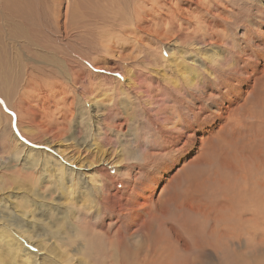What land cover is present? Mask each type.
I'll return each mask as SVG.
<instances>
[{"label":"rangeland","instance_id":"obj_1","mask_svg":"<svg viewBox=\"0 0 264 264\" xmlns=\"http://www.w3.org/2000/svg\"><path fill=\"white\" fill-rule=\"evenodd\" d=\"M64 1L62 9L68 4L69 10L79 15L97 12L102 16L113 10L117 12L116 20L104 25L102 30L104 34L115 30L119 43H114L113 48L87 45L77 48L103 64V69L90 68L93 80L98 77L94 80L97 82L94 89L83 91L78 85L69 90V81L62 83L51 77L41 79L43 88L45 83L54 80L59 87L69 90L61 95L57 91L60 96L46 103L49 110L60 106L53 117L55 127L61 131L58 139H49L40 145L27 141L18 128L14 108L0 103V133L6 134L3 129L10 126L9 139L29 149L23 153L19 151L18 160L13 162L12 153L17 148L11 139V144L5 148L0 136V225L8 220L11 227H19L34 240L25 239L23 245L33 251L32 242H35L42 250L38 252L46 255L38 261L17 259L15 264H96L99 250H106L103 233L108 230L113 233L119 225L118 213L112 219L103 217L109 211L108 206L100 213L96 211L97 187L105 175L118 182L127 171L126 165L114 166L100 161L130 158L143 149L144 144L159 147L154 161L165 169L164 178L157 183L149 204L157 200L173 176L182 174V179L174 186L175 202L168 208L166 218L172 216V219L161 227L168 235L173 226L183 234L188 247L181 242L175 244V258L170 264L181 261H184L182 264L188 261L192 264H264V187L261 185L264 184V124L259 118L253 119L256 105L264 97V74L254 76L251 73L258 61L264 68V60L256 59L253 48L244 47L246 36L257 39L264 34V0H258L259 3L257 0H221L223 5L211 4L208 0ZM133 7L138 12L135 13ZM205 7L215 14L208 13ZM219 16L225 17V22ZM106 18L114 20V17ZM137 18L144 26H136ZM169 19L174 22V28L166 26ZM197 20L221 25V43L213 36L218 31L215 26L211 33L204 32ZM116 29L125 32L119 33ZM182 64L189 75L184 76L186 82L176 73ZM84 65L87 66L86 62ZM111 66L113 70H109ZM245 69L249 76L241 78L237 86H230L222 119H219L217 113L211 112H218L213 105L215 96L206 97L203 92L212 91L210 84L217 80L225 83L221 92L226 90L237 82L234 71ZM129 79L135 84L133 87L127 85ZM144 101L151 104L146 106ZM110 112L115 115L106 118ZM246 113H251L252 118ZM176 117L187 125L182 134L175 132L178 128ZM261 119L264 120V115ZM197 120L203 123L201 129L190 128L189 125L199 124ZM44 143L50 150L43 146ZM59 156L74 163L66 159L59 161ZM114 191L112 184L108 192ZM236 193L240 199H246L244 219L234 206L229 209L233 221L218 219L226 215L222 212L226 204L237 200ZM139 199L146 202L145 196ZM88 204H92L91 209ZM257 215L262 219L255 222L253 219ZM93 219L95 225L91 224ZM214 224L230 230L229 240H216L215 251L212 248L198 252V246L193 250L194 238L201 239L200 236ZM52 231L57 234L50 235ZM186 232L190 233L185 236ZM154 235L155 232L151 238ZM11 243L12 234L0 226V247L7 248ZM144 243L145 237L138 238L133 247H141ZM145 251L147 255L152 248ZM2 258L0 264H12L7 255L3 254Z\"/></svg>","mask_w":264,"mask_h":264},{"label":"bare ground","instance_id":"obj_2","mask_svg":"<svg viewBox=\"0 0 264 264\" xmlns=\"http://www.w3.org/2000/svg\"><path fill=\"white\" fill-rule=\"evenodd\" d=\"M141 1L142 0H140V2ZM207 2L211 4L223 5L221 0H208ZM63 3L65 5L64 0H0V103L10 107V109L14 108L13 110L17 115L18 128L26 137V139H28L27 141H31L36 145H40L42 142L48 141L49 139L56 140L61 134V131L55 127L54 124L56 121L53 119L55 114L60 111V106H54L52 110H49L48 105L46 104L48 101L60 96L61 94H65L67 91L69 93V90L73 89L72 87L78 85L83 91H89L96 88L97 82H94V80L98 77L95 76L93 80V77H91L93 76L91 75V69L94 71L97 69H103V64L98 63L95 59L91 58V55L90 57H87L84 52L77 48H83L85 45L90 47H98L99 49L106 46L113 48V44H117L118 41L114 32L115 30L112 31L110 29V34H104V31L102 30L104 25H109L116 20L117 12L113 10L111 13L103 14L101 16L97 12L90 15L87 14V12L83 14L81 11L82 14L79 15L69 10L68 4L64 9H62ZM257 3H259L258 0ZM133 11L135 13L138 12V10L134 7ZM206 11L208 13L215 14V12H212L207 8ZM106 17H114V20L112 18L107 19ZM172 19L167 21L166 26L174 28V22ZM219 19L225 22V17L219 16ZM135 22L136 26L139 28L142 27L141 24L144 26L141 19L137 18ZM196 23L202 28L204 32L209 31L210 33L215 26L218 31L213 36L216 38L218 43H221V37L223 33V28L221 25L216 23L211 24L207 21L201 22L200 20H197ZM207 25L210 27H207ZM115 28L116 27H114V29ZM117 30L118 29H116V31ZM142 30H144V28ZM118 31L119 33L120 31H123V33L125 32L123 29ZM74 32L76 33L72 34ZM74 35H76V37H73ZM84 36L88 39L87 42ZM242 37L244 38L245 35L243 34ZM247 40H249V46L247 45ZM74 42H78L81 45H77L76 43L75 45L73 44ZM244 47L247 48V50L253 48L252 50L255 53L254 56H256V59L260 58L264 60V34L262 38L257 39H252L249 36H246ZM258 47H260L258 50L259 53L256 51V48ZM85 62L87 66L84 65ZM113 69V66L109 68V70ZM176 73L179 74L183 82H186L184 76L189 77L183 64L178 66ZM251 73L253 75L255 74L254 76L264 74L263 64H260L258 61V66L255 65L254 68L251 69ZM234 74L236 75L237 82L229 85L226 90L221 92V87L225 86V83L216 79V82H211V84L209 83L211 85L212 91L203 92L206 97L215 96L213 105L218 112L215 110H211V112L215 114L217 113V117L219 119H222L221 114L224 109L223 104L225 103V100L228 99L230 86H233V84L237 86L241 78L249 76V72L246 69L244 71L235 70ZM46 77H51L54 80L60 81L62 83H67V81H69L71 84L69 85V90L67 87H59L54 80L52 83H45V88H43V81L41 83V79L44 80ZM127 82L128 86L133 87V85H135L132 79L131 81L129 79ZM38 87L41 88L38 89ZM201 90L202 87H200V92H202ZM57 91H59L60 95L56 94ZM145 103L146 106L151 104L147 103V101ZM256 106L257 107L254 110L255 115L253 119L259 118L264 124V120L261 119V116L264 115V97ZM87 107H90V105ZM194 108L197 107L194 106ZM110 115L115 114L110 112L107 114L106 118ZM246 115L252 118L251 113H246ZM174 119L175 123L178 125V128L175 132L182 134L183 129L187 125L181 121L180 117H176ZM197 121L199 124L193 127L188 124L189 127L201 129L203 123H201L200 120ZM8 127L10 128V126ZM8 127H4L3 129L7 132L6 134L0 133V136L3 138L1 143L5 148L6 145L11 144V138L9 139V132L11 131ZM24 127H28V130H25ZM13 145L17 148L16 152L12 153L15 156L13 162H16L18 160L16 157L19 154V151L23 153L29 149L17 141H13ZM43 146L45 148L49 147L47 143H44ZM158 149L159 147L157 145L147 146L144 144L143 149H141L139 152L133 153L132 157L130 158L119 159L118 161L113 162L109 160L100 161L102 163L106 162L107 164L114 166L126 165L127 171L124 173L122 178H119L120 180L118 182H116L115 179L109 175H105L102 180H100V183L97 187V193L94 202L96 205V211L100 213V210L104 206H108L109 211L105 216L103 215V217L112 219L116 217V213H118L119 225L115 228L113 233H110L109 230L106 231V233H103V236H105L103 238H105L104 240L106 244V250H99L100 256L97 255L98 259H95L96 264H98V262L99 264H166V262L170 264L171 260L175 258V244H180L181 242L182 245L188 247L187 241L183 239V234L173 226L169 229V236L162 231V225L168 224V220L170 221V219H172V216L170 219H167L166 217L167 213L169 212L168 208L170 204L175 202L176 193L174 186L178 180L182 179V174L173 176L172 179L168 181V186L165 185L162 188L157 200L149 204L152 195L155 194V187L157 186V183L161 178H164L163 173L165 169H162L158 162L154 161V159L159 154L158 151H156ZM259 155H263V153ZM63 159H66L65 161L67 162L74 163L71 159L65 158L63 156H59L58 158L59 161H63ZM43 160L49 161L48 159ZM126 160L129 161L125 162ZM169 166H171V164ZM228 166L229 165H227V167ZM134 169H136L135 172H133ZM171 183L173 187L169 188V184ZM112 184L115 186V191L111 193L108 192V187ZM261 185L264 187L263 183H261ZM68 188L69 185L66 186L65 189ZM38 192L41 194L44 193V191ZM142 196L146 197V202H140L139 198ZM236 197L237 200H235L234 203H229V205L226 204V206L223 208L222 212H224L226 215L219 218L217 217L218 219L233 221V215L231 214L232 210H229L233 209V206L237 213L240 214V217L242 216L244 219L243 215L246 213V206H244L243 203L246 201V199H240L239 195ZM253 206L256 207L255 205ZM87 207L88 209H91L92 204H88ZM225 209L227 211H225ZM251 215H253V213ZM236 216L238 215L236 214ZM257 216L258 217L253 219L254 221L262 219L260 218L261 215ZM101 218L102 217L99 219ZM237 221L238 220H236V222ZM95 223L96 222H94L93 219V223L91 224L95 225ZM219 224L223 223L220 222ZM216 225L218 226V224L209 226L205 233L200 236L201 239H198V236L197 238H194V242L191 243L192 248L198 246L196 249L198 252L201 249L209 250L212 248L215 251V242L217 244L216 240L228 241V236L230 235L228 234V231L230 230L227 228H225L226 230H224V228H218ZM254 225L252 224L251 226ZM0 226H3L9 230V232L12 234L13 241V243L9 244L7 248L0 247L1 262L3 260V254L8 256V259L12 264H15L17 259L26 261L28 258H33L35 261H38L43 260V258L46 257L44 252L39 253L42 250L35 245V242H32V245L35 247L33 251H30L23 245L25 239L27 241L34 240L31 239V237L26 236L23 230H19V227L17 229L11 227L8 220H5V222H3V224ZM100 227L103 228L104 224L101 223ZM154 232L155 235L153 238H151ZM188 233L190 232H186L185 236H187ZM49 234L55 235L57 234V231H52ZM144 237L146 238V243L141 245V247H133L138 241V238L142 240ZM220 242L222 243L223 241ZM130 247L133 248L129 249ZM42 248L45 252H49L44 246H42ZM149 248H152V251H149V253L146 255L145 250H148ZM220 249L222 248L220 247ZM193 250L195 249L193 248ZM139 251H145V254H139ZM38 254H40L41 257L38 258ZM183 257L186 258V256ZM212 260L214 259L212 258ZM181 262L183 263L184 261ZM190 264L192 263L190 262Z\"/></svg>","mask_w":264,"mask_h":264}]
</instances>
